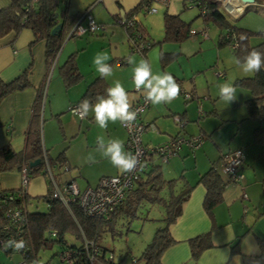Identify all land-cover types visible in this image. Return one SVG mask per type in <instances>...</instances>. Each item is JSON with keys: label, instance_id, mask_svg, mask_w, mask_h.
I'll use <instances>...</instances> for the list:
<instances>
[{"label": "crops", "instance_id": "1", "mask_svg": "<svg viewBox=\"0 0 264 264\" xmlns=\"http://www.w3.org/2000/svg\"><path fill=\"white\" fill-rule=\"evenodd\" d=\"M140 1L84 0L83 9L75 11L74 8L70 12L68 7L73 5V0H68L67 13L71 14L91 7L90 12L95 20L103 24V28L100 30L106 31L107 26L113 22L120 23L119 20L129 13L135 14ZM74 2L78 3L76 0ZM9 3L10 0H0V9L8 6ZM251 39L250 43L256 45L264 40V37H259L256 43H252ZM32 40V31L26 27L17 33L10 31L0 37V78L3 81H11L29 67L28 74L19 82L18 88L4 96L0 101V147L9 145L16 153H20L24 149L26 132L30 126L33 110L37 105L40 115L39 126L42 146L48 157L54 159L64 150V161L70 169L68 176L71 178L69 179L74 180L79 189L94 187L102 176L116 175L120 172L111 164L109 173L102 174L97 181L93 184L90 183L88 176H85L81 170V158L86 156L88 151L84 152L77 147L74 148L73 152L67 151L75 144L74 140L77 135V130L68 128L70 120L75 121L73 117L76 116L78 126L82 121L78 115L71 114L67 109L72 105H79L78 102L86 98L84 93L95 80H99V83L102 84L98 88L101 92L97 95L106 94V89L111 86L110 80L101 78L96 70L91 73L94 71V67L91 66V59L87 58V49H84L82 40L74 39L72 43L64 42L51 65L46 56V41L40 39L32 42ZM183 40L165 39L163 31L162 38L158 43L163 41L179 43ZM71 53H74L76 68L80 77L77 81L65 85L60 74V67ZM115 53L111 52L109 55L112 57ZM161 53H173L174 56L162 63L160 60ZM141 54L147 59V50ZM177 54H179L178 51H159V60L163 70ZM126 57L127 55L117 57L121 59L118 63L126 64ZM84 59L88 62L89 70L84 67ZM113 62L114 58L108 61L111 66H113ZM172 75L184 91L192 93L190 98H184V103L187 104L190 100L195 99L198 93L196 76L187 83L185 75L181 77H178V74ZM252 75L249 73L244 74V76H236L234 84L236 79ZM98 90L96 91L98 92ZM206 93L208 98L211 97L209 89ZM96 96L89 100L94 103ZM139 96L140 93L138 92L129 95L131 104L138 101ZM249 97L250 90L248 88L236 89V99L231 107L239 106V115L233 112L222 114L215 103H211L210 106H203L200 104L202 102L198 103L199 109L203 110V114H205L199 119L201 121L198 129L192 123L191 127L194 132L191 135L201 134V144L192 149L182 144L177 154L166 161L168 163L165 167V174L168 175L166 177L160 168V164L155 162L157 157H154L150 166L146 168L148 171L158 166L163 177L168 180L178 179L182 175L183 177H181L187 184L192 186L187 200L182 204L181 214L169 226V232L174 243L162 252L161 264H264V120L247 118V111L246 109L244 111L242 106L245 105V101ZM175 102L176 100H173L169 104L154 105V107L152 106L140 114L141 121L152 122L156 127L155 130L150 129V132L154 134V145L164 143L178 134L179 129H174L175 123L172 122L174 118L172 120L171 116L178 115L182 120L189 119L188 109L191 110L193 104H187L184 110H180L179 105L175 106L177 104ZM199 106L196 108L198 109ZM65 114H67L66 117ZM89 115L88 119L92 120L94 114L89 113ZM195 122H197L196 119ZM227 126L232 127L225 129ZM112 127V139H119L124 143L126 131L119 127L118 121L113 123ZM68 133L70 134L68 135ZM217 133L218 135H215ZM66 138H70V140L65 141ZM61 141H63L62 144ZM144 144L149 145L148 142H144ZM236 148H241L244 154L242 178L237 182H228L222 190L220 202L213 207L211 213L207 212L203 207L206 190L204 185L198 182V179L212 165L219 169L221 156ZM86 160L88 161V156H86ZM20 164L21 161L17 158L10 163L9 169L0 170V190L20 187L21 172L18 169ZM54 171L58 174L62 172L61 167L55 168ZM60 175H57V185L59 186L64 182ZM222 177L228 179L224 174ZM182 183L179 184L182 186ZM47 185L42 174H35L26 184V193L30 197L43 196L47 192ZM242 192L245 193V198H242ZM159 225L162 223H158L157 227ZM204 233H209L210 246L202 249L199 255L193 258L188 240ZM17 255L15 261L20 260V255L18 253ZM14 262H5L4 259L0 258V264H13ZM50 264L64 263L56 257L50 260Z\"/></svg>", "mask_w": 264, "mask_h": 264}, {"label": "trees", "instance_id": "2", "mask_svg": "<svg viewBox=\"0 0 264 264\" xmlns=\"http://www.w3.org/2000/svg\"><path fill=\"white\" fill-rule=\"evenodd\" d=\"M62 1L65 4V9L58 12L60 0H10L8 6L0 9V37L10 31L17 33L20 29L26 27L32 31V42L40 39L46 41L47 59L56 55L64 43L63 39L66 31L84 13L83 10L68 14V0ZM255 1L264 3V0ZM183 4L185 6L189 3L183 0ZM204 4L208 8V13L203 17L212 20L220 30L217 39L218 46L234 43L235 47H232V49L236 59H243L253 49L264 53V40L256 45L250 43L251 37L256 34L264 37V31H253L234 25L217 2L206 0ZM55 13H57L56 17L54 16ZM60 21L63 27L59 33L56 35L50 34L52 27ZM124 30L131 51H136L137 45H139L142 47L138 52L145 53L154 44L143 35L144 33H140L141 31L136 23L127 25ZM163 31L165 39L177 41L187 38L191 33L189 24L183 21L179 14H171L167 11L163 14ZM137 33H140V35ZM242 36L245 38L241 39ZM141 41H143V45H141ZM173 56V53H161L160 60L165 63ZM28 70L29 67L11 81H3L0 78V101L4 96L18 88L19 82L26 77ZM60 74L65 85L79 79L80 74L77 72L74 53H71L60 67ZM235 84L250 90V97L245 101L247 118L264 120V69L252 76L236 79ZM101 86L99 80H95L87 88L84 97L91 99L96 96L101 92L100 89L98 90ZM37 108L36 105L32 113L30 126L26 132L24 149L20 153H16L9 145L0 147V170L9 169L10 163L18 158L21 161L18 169L21 171L22 166L25 165L28 178L35 174H42L46 179L48 189L46 194L40 196V198L46 201L47 209L45 211L28 210L31 197L26 191L22 199L16 197L19 188L0 190V251L6 254L15 253L12 249H4V242L8 239H23L26 242V248L19 252L21 259L26 262L34 261L35 264H50L51 257L39 262L38 251L55 242L58 244L60 251L67 249L72 251V264H118L113 259L111 261L107 259L104 251L108 249L101 243V240L107 233H114L115 224L118 220L126 219L129 221L133 219L137 216L138 208L142 204L148 203L163 208L162 217L159 218L162 225L155 229L153 238L144 247L137 260H140L141 264H161L162 252L174 243V239L169 232V226L181 214L182 204L187 200L192 186L187 184L182 175L178 179L168 180L163 177L158 166L148 171L146 170L148 167H146L128 190L124 200L109 213L108 217L90 216L76 202L66 206L50 194L53 183H57V175H60L55 173V168L66 164L63 157L64 150L54 159L48 157L42 146L39 126L40 115ZM36 158H39L40 162L31 166L29 163ZM46 165L52 170L55 182L46 175ZM181 182H183L182 186L180 185ZM198 182L202 183L206 190L203 207L211 213L213 207L220 202L222 190L230 180L229 178L223 179L222 172L212 165L205 173L200 175ZM17 209H23V214H25L22 224L18 228H16L17 226L11 216L14 210ZM84 238L93 240L101 247V252L93 263L87 260V255L81 246ZM188 243L192 257L196 258L202 249L210 246L209 233L190 238ZM60 251H57L56 254Z\"/></svg>", "mask_w": 264, "mask_h": 264}, {"label": "rangeland", "instance_id": "3", "mask_svg": "<svg viewBox=\"0 0 264 264\" xmlns=\"http://www.w3.org/2000/svg\"><path fill=\"white\" fill-rule=\"evenodd\" d=\"M74 1L75 0H73V5L71 7H68L67 4L69 11L74 8L75 11L77 9L80 10L84 8V0H76L78 1V3H75ZM167 5L168 7H165V5L153 0L151 1L150 6L155 7L157 9L156 12H145L139 7L134 15L137 19V22L139 23V29L141 33H144L143 35L149 38L150 41L154 43L147 50L146 59L151 65L153 74L168 72L171 74H178V77L185 75L187 83L191 81V78H195L196 76V89L198 93L195 96L196 100L193 99L190 100L189 103H187H192L193 107L191 108V110L188 109L187 115L189 116V119L187 118L188 121H186V123L184 124L185 126L183 125L184 127H180L173 120L174 116H171L173 120L172 122L175 123H173L175 126L174 129H179L178 134H183L188 137L194 132L191 127L192 123H194L196 125V129H198L201 121L199 119L205 114L204 113L199 117L197 113L198 109L200 108L198 103L200 102H202L200 104H202L203 106H210L211 103H215L218 106L220 113L222 114H228L230 112H233L237 115L240 114L239 106H236V108L231 107L233 101L229 104H226L225 102L220 100L218 86L220 84L228 82L233 84L235 89L242 88L234 84V78H236V76H244V74L246 73L242 72V70H240V68L236 65V56L231 45L224 44L218 46L217 39L220 31L218 26L212 20L205 19L200 14L198 7L188 6L187 4L184 6L183 0H169ZM64 9L65 4L62 0H60L58 12H62ZM165 11L169 13L172 12L171 14H179L180 18L189 24L191 33L182 42L178 43L174 41H163L158 43L163 35V14ZM222 11L224 12L223 9ZM225 15L234 25L238 27L247 28L253 31H264V3L261 4V2H258L256 4H251L248 7L244 8L238 16L233 18L226 13ZM82 23L85 24L86 20L84 19ZM203 29L207 30V36L205 37L200 34V31H202ZM259 37H261L259 34L254 35L251 39V42L256 43ZM74 39L83 41L82 45L85 50L87 49V58H90L91 62L97 52H116L114 55H112V57L110 55L111 58H114L112 66L113 75L107 77L110 80L111 86L113 85L114 81L119 80L125 87L126 91L129 93V95H131L133 92L140 93L139 98L144 95L142 90L137 91L135 89V86L132 82L133 66L129 65L128 63H118L121 59L117 57L121 55H127V57L130 55L134 56L137 62H139L141 58L145 59V57L140 52L131 51L128 48L127 34L121 23L113 22L112 24L107 26L106 31L99 30L94 34L85 33L81 35V37H73L68 39L67 42H64L72 43V40ZM160 50L179 52V54H177V56L166 66L164 70L162 69L159 60ZM83 61L84 67H86V70H89L90 67L87 60L84 59ZM91 66L94 67L93 63H91ZM93 72H95V67L94 71H92L91 73ZM208 89L211 91V97L209 98L207 97L206 93ZM175 100V103H177L175 106L179 105L178 107L181 108L180 110H184L187 104L184 103L183 94L180 93L179 97ZM149 104V107H146L142 111L149 110L152 106L154 107V105H152L151 103ZM196 106H199L198 109L196 108ZM242 107L245 111V105H243ZM67 111L73 114V111L70 110V108H68ZM66 115L67 114H65L64 116L66 117ZM88 116L82 119L80 126H78V118L76 116L73 117L75 118V121H73V119L70 120V125L68 126V128L77 130V135L75 137L76 139L74 140L75 144L72 146V148H68L67 151L73 152L75 150L74 148L77 147L81 148L84 152L88 151L86 156H94L95 162L87 161L86 156L81 158V170L85 176H88L90 183L93 184V182L97 181L99 176L109 173L108 171L112 166L111 162L108 159L104 158L98 151H96V149L99 147V145L97 144L98 136H103L105 138V141L113 138V123L109 122L106 129H101L95 123L94 118L90 120L88 119ZM195 119L197 122H195ZM118 123L119 127L126 131L119 121ZM228 127L230 128L232 126H227L225 129H228ZM69 134L70 133H68V135ZM215 135H218V133ZM153 136L154 134L150 132V129L145 130L141 135L143 144L144 142H148L149 146H151V144L154 145L155 141ZM68 140H70V138L65 139V141ZM62 143L63 141H61V144ZM159 161V158L155 160V162L160 164V168L166 177L167 174H165V167L168 165V163H166V161ZM218 166L219 168H221V160ZM64 168V166L61 167L62 172L60 173V178L61 180L66 181L71 178L70 176H68V172L70 171V169L69 166L66 170ZM178 172L176 173V175L178 174ZM30 178L31 177H29V179ZM46 209L47 203L44 199L40 197H31L28 204V210L45 211ZM162 214L163 208L161 206H158L156 204L152 205L144 203L138 208L137 216L133 219L129 221H127L126 219L118 220L115 224L114 233H107V235L101 240V243L106 246L109 251H112L113 260L118 264H140L141 261L137 259L147 243L150 242V240L153 238L154 231L158 223H160L159 218L162 217ZM57 251H60V249L58 244L55 242L48 247L41 248L38 251L39 262H43L50 257V260L52 258H56ZM17 257L18 255L16 252L11 253L10 255H6L3 251H0V258L4 259L5 262H14ZM16 262L17 261H15L13 264H15Z\"/></svg>", "mask_w": 264, "mask_h": 264}, {"label": "built area", "instance_id": "4", "mask_svg": "<svg viewBox=\"0 0 264 264\" xmlns=\"http://www.w3.org/2000/svg\"><path fill=\"white\" fill-rule=\"evenodd\" d=\"M153 0H141L139 7L145 12H156L155 7H151L150 3ZM165 6H167L169 0H154ZM188 1V6H196L199 8L200 14L205 16L208 13V8L205 6L204 2L206 0H186ZM214 1L219 4L221 9L224 10L229 16L236 17L238 16L244 8L247 7L248 4L242 3L240 0H208ZM91 7H88L84 10L82 16L77 20L68 31H66L64 35V41H67L70 38L77 37L83 35L85 33L94 34L100 29L103 28V24L97 22L93 15L91 14ZM86 20L85 24L81 23V20ZM119 22L123 25L124 29L127 25H131L133 23L138 24L137 19L134 14H128L126 17H123L119 20ZM141 33V32H140ZM140 33H137L140 35ZM202 36H207V30L203 29L200 31ZM141 45H143V41H141ZM231 47H235V44H230ZM140 47L137 45L136 51H139ZM55 56H52L48 59V63L51 65L54 63ZM136 89V88H135ZM180 93L183 94L185 99L191 97L192 93L186 92L181 88ZM149 102H147L144 98V95L139 98L134 104H132L133 110H136L138 115L137 119L131 126H123L126 130V139L124 142L125 150L127 152H131L134 155H137L140 164L143 165L141 168L139 165L137 169L132 173L121 174L118 173L116 175H108L102 176L96 186L94 187H86L84 189H79L76 185L75 181L72 179L64 181L60 186L57 183H53V187L51 190L52 197L58 198L62 203L68 206L70 203L76 202L77 205L88 215L94 217H108L109 213L120 204L128 190L133 186L134 182L140 177L143 173V170L151 164V161L154 157L159 158L160 161H167L170 157L177 154L179 148L182 144L187 145L189 148H196L202 142L201 134L197 135H189L186 137L183 134H177L167 140L164 143L155 144V145H145L141 140V134L147 130H155L156 127L152 122H143L140 120V114L143 109L148 107ZM78 107V105H72L70 110H74ZM199 115H203L201 109L198 111ZM174 120L181 127L186 123V120H182L180 116L174 115ZM221 168L219 170L222 174L226 175L230 182H237L242 178V166L244 162V154L241 148H236L231 152L225 153L221 156ZM65 170L68 165H63ZM216 168H218L216 166ZM46 175L50 180L55 182L53 177L52 170L48 165L45 166ZM21 185L18 187L19 192L16 197H20L22 199L23 194L26 191V184L29 180L27 177L26 166L23 165L21 168ZM246 195L242 192V198H245ZM23 203V201H22ZM23 209L14 210L13 214H11L12 219L18 228L22 224V220L25 214H23ZM18 214V215H17ZM82 248L84 253L87 255V260L90 263H93L97 260L98 254H100V246L96 244L91 239H83ZM108 251V252H107ZM107 259L111 261L113 259L112 251L106 250L104 251ZM17 253V252H16ZM19 254V252H18ZM57 257L64 264H72L73 263V253L69 249L60 251L57 254ZM36 262H26L21 259L18 260L15 264H35Z\"/></svg>", "mask_w": 264, "mask_h": 264}, {"label": "clouds", "instance_id": "5", "mask_svg": "<svg viewBox=\"0 0 264 264\" xmlns=\"http://www.w3.org/2000/svg\"><path fill=\"white\" fill-rule=\"evenodd\" d=\"M256 3L258 2L255 1L254 4ZM249 5L251 4L247 7ZM244 38L241 37V39ZM110 59L107 51L97 52L93 57L92 63L101 78L113 75L112 66L108 63ZM125 59L129 65L133 66L132 82L136 90L143 91L147 102L152 105L169 104L179 97L181 86L171 73L153 74L148 60L141 58L137 62L136 58L131 55ZM235 63L246 74L259 73L261 69H264V53L253 49L243 59L237 58ZM218 87L221 101L229 104L236 99V89L233 84L225 82ZM89 113L94 114L95 123L101 129H106L109 122L116 123L117 121L124 126H131L138 115L137 111L132 108L129 93L119 80L114 81L113 85L106 89V94L97 95L94 103L85 98L73 110V115H78L80 119L86 118ZM97 144L99 147L96 151L108 159L121 174L134 172L138 165L143 167L137 155L125 151L123 141L119 139L105 141L103 136H98ZM88 161L95 162L94 156L89 155ZM3 248L21 252L26 248V242L23 239H8L4 242Z\"/></svg>", "mask_w": 264, "mask_h": 264}, {"label": "water", "instance_id": "6", "mask_svg": "<svg viewBox=\"0 0 264 264\" xmlns=\"http://www.w3.org/2000/svg\"><path fill=\"white\" fill-rule=\"evenodd\" d=\"M242 3L244 4H254L255 0H240ZM54 16H57V13L54 14ZM63 27L62 22H58L55 26L52 27V29L50 30V34L52 35H56L59 33V31L61 30V28ZM40 162L39 158L34 159L33 161H31L29 164L31 166H34L36 164H38Z\"/></svg>", "mask_w": 264, "mask_h": 264}]
</instances>
